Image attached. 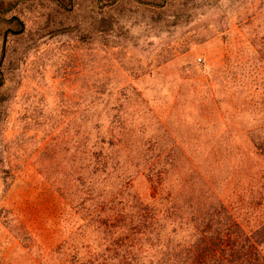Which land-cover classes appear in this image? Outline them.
I'll list each match as a JSON object with an SVG mask.
<instances>
[{"label": "rangeland", "instance_id": "374dc122", "mask_svg": "<svg viewBox=\"0 0 264 264\" xmlns=\"http://www.w3.org/2000/svg\"><path fill=\"white\" fill-rule=\"evenodd\" d=\"M9 2L28 34L0 92V264H54L81 235L75 179L96 139L122 164L168 145L174 192L202 175L244 228L264 223V0Z\"/></svg>", "mask_w": 264, "mask_h": 264}, {"label": "trees", "instance_id": "16d2710c", "mask_svg": "<svg viewBox=\"0 0 264 264\" xmlns=\"http://www.w3.org/2000/svg\"><path fill=\"white\" fill-rule=\"evenodd\" d=\"M9 1L0 0V23L5 25L0 92L6 84L9 41L28 34L20 14L5 20ZM75 1L52 0L68 11ZM100 1L113 7L120 0ZM104 145L96 139L86 168L75 179L82 188L76 206L81 235L62 241L51 252L54 264H264V223L244 228L219 198L212 180L202 175L180 176L182 189L174 192L170 183L178 167L170 158V146L142 143L135 157L122 164L106 155ZM253 149L256 158L264 160V142L254 143ZM128 167L137 169L146 193L134 189L133 176L125 172Z\"/></svg>", "mask_w": 264, "mask_h": 264}]
</instances>
